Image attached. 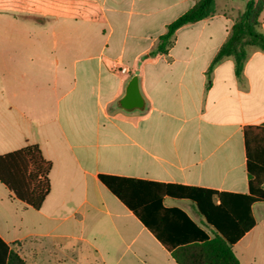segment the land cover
<instances>
[{"label":"crops","instance_id":"0c3cea01","mask_svg":"<svg viewBox=\"0 0 264 264\" xmlns=\"http://www.w3.org/2000/svg\"><path fill=\"white\" fill-rule=\"evenodd\" d=\"M247 1L215 0L151 55L195 0H0V155L38 145L51 162L39 210L0 183V264L10 251L26 264H176L98 175L248 195L243 132L264 126V51L249 48L240 75L231 58L209 72ZM134 75L144 108L126 112ZM163 205L213 235L192 202ZM250 209L232 250L264 264V203Z\"/></svg>","mask_w":264,"mask_h":264},{"label":"trees","instance_id":"16d2710c","mask_svg":"<svg viewBox=\"0 0 264 264\" xmlns=\"http://www.w3.org/2000/svg\"><path fill=\"white\" fill-rule=\"evenodd\" d=\"M262 11L264 0L246 2L213 58L209 72L222 60L231 58L235 74L240 75L249 48L264 51V34L258 31ZM215 12V0H195L192 8L167 25L151 55L167 53L179 28L212 17ZM243 133L248 195L108 175H98V179L170 253L176 264H240L232 246L254 225L251 205L264 203V126H247ZM50 170L51 162L43 157L38 145L0 155V183L35 210L40 209L49 193ZM164 197L192 202L205 226L213 229V235L209 236L182 210L166 208ZM6 264L26 263L10 251Z\"/></svg>","mask_w":264,"mask_h":264},{"label":"water","instance_id":"95a60500","mask_svg":"<svg viewBox=\"0 0 264 264\" xmlns=\"http://www.w3.org/2000/svg\"><path fill=\"white\" fill-rule=\"evenodd\" d=\"M118 106L126 112L133 110H142L144 108V99L141 95L136 75L127 83L123 96L118 100Z\"/></svg>","mask_w":264,"mask_h":264},{"label":"rangeland","instance_id":"374dc122","mask_svg":"<svg viewBox=\"0 0 264 264\" xmlns=\"http://www.w3.org/2000/svg\"><path fill=\"white\" fill-rule=\"evenodd\" d=\"M258 219H262V218H264V214H258ZM235 251L237 252V249H235Z\"/></svg>","mask_w":264,"mask_h":264}]
</instances>
